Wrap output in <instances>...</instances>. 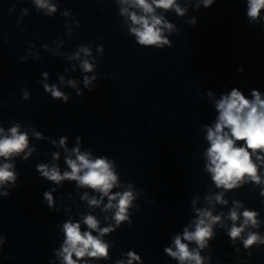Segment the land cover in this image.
<instances>
[{
    "label": "clouds",
    "instance_id": "obj_1",
    "mask_svg": "<svg viewBox=\"0 0 264 264\" xmlns=\"http://www.w3.org/2000/svg\"><path fill=\"white\" fill-rule=\"evenodd\" d=\"M214 2L215 0H203V6L205 8L211 7ZM37 3L45 6L43 0H37ZM132 3L141 8L146 14H153L155 8L166 10L174 8L179 15H183L185 11L176 3V0H151V3L148 0H132ZM262 9H264V0H248V17L255 20L260 16ZM51 10L54 11L55 9ZM124 11H127V9H124ZM130 19L133 24L140 26L131 29L136 35L138 43L158 46L169 44L171 46L170 42L162 35V28L158 26L164 25L171 30L172 25L167 24L162 17H157L154 14L150 17L148 15L137 16L132 13ZM195 23L196 21L193 20V24ZM85 51L87 50L85 49ZM83 68L85 71H91V65L87 61L83 63ZM243 70L242 66L237 68L238 72ZM88 82V78L85 77V84L87 85ZM70 83L72 82L70 81ZM45 90L51 92L53 98H63L67 102V97L58 91L55 86L49 87L45 85ZM252 97L253 99L250 101L238 89L233 88L230 94L222 96L216 102L219 115L214 126L207 129L206 138L210 143V147L207 149L206 156L209 161L207 170L212 174V179L217 187L231 189L236 187L238 181L245 176L250 177L256 183L261 182L260 176L257 175V164L253 162L252 156L258 152H264V100L261 99L260 92L255 89L252 91ZM9 131L11 133L9 136L0 138V157L5 159L23 152L28 146L27 133H21L18 127H13ZM2 132L3 129H0V133ZM36 135L39 137L40 133ZM65 141L66 137H62L60 144L64 145ZM237 142L243 143L237 146ZM73 151L76 153V159L66 160L71 169L70 172H64L61 175L58 168L49 169L47 165H38L37 171L43 177L54 181L56 184H59L62 180H76L79 185L99 191L103 196H108L109 203L106 206L107 208L114 207L111 201L119 197L115 205L117 211L114 216L117 225H119L122 220L127 218L125 213L131 202L132 194L125 192L109 195L117 180L111 169L110 162L104 158L91 160L88 153L81 154L78 148L73 149ZM56 156L58 158V154ZM256 159L264 162V156L257 155ZM11 167L8 163L0 166V186H3L6 181H14L15 174L9 170ZM7 194V192L4 193V195ZM261 194L264 195V192ZM43 196L47 201V206L51 209L54 205L52 193L45 191ZM216 199L218 202L226 203V201L221 200L220 196H217ZM100 202V200L95 198L89 201L93 205H98ZM242 215L245 218L244 224L240 227L233 224L229 232V236L233 240L240 236L244 231V226L249 222L253 225L257 223L255 219L257 213L245 210ZM200 216L201 218L196 223L195 231L188 232L185 229L183 239L195 241L200 247H203L206 239L212 236L211 225L218 222L220 217H213L211 212L207 210L200 213ZM205 217L208 223H206ZM230 218L233 221L238 219L235 209L231 211ZM84 223L89 229L98 230L101 235L112 230L110 227L98 229V221L90 215L84 218ZM64 231L66 240L62 255L65 264H77V260L72 259L73 253H75L77 259L86 255L90 257H107L108 245L99 238L94 237L90 231H85L81 234L79 223H65ZM258 239L259 237L255 233H250L248 238L243 240L245 248L256 243ZM174 244L176 251H173L172 248L165 249L168 255L179 259L181 262L192 260L195 261V264H202L199 253L190 252L188 245L182 243L180 236L175 238ZM128 256V264H133L134 260L138 261L140 259L134 252H129ZM119 264H123V262L121 261Z\"/></svg>",
    "mask_w": 264,
    "mask_h": 264
}]
</instances>
